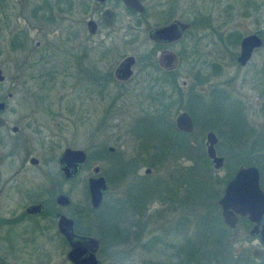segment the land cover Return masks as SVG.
Masks as SVG:
<instances>
[{
	"label": "rangeland",
	"instance_id": "1",
	"mask_svg": "<svg viewBox=\"0 0 264 264\" xmlns=\"http://www.w3.org/2000/svg\"><path fill=\"white\" fill-rule=\"evenodd\" d=\"M41 1L0 0V70L4 77L0 83V98L6 102L7 112L5 115L8 118L16 119L20 115L33 110L34 117L42 123L43 144L44 147L47 145L50 156L56 157L65 147L79 148L87 153V158L78 175L80 186L77 190L70 191L71 199L73 201L78 200L84 210L88 206L86 178L88 175L93 174V167L97 166L99 173L111 179L113 183L121 172L116 170L115 164L121 166L122 159L108 157L105 151L106 147H119L129 153L128 160H132L133 163L129 168L124 167L128 169L129 176L123 181L118 179V184H112L108 187V192L104 195L100 209L97 212L89 213L85 210L81 214L79 228H88V230L93 231H88L90 235L101 237V245L96 252L100 264H155L156 262V264H164L168 261L178 262L177 254L182 253L179 249L174 255L175 258L172 255L168 257L169 253L164 248H161L159 244L157 246L153 244L156 243L154 239H147L144 246H141L137 242L126 240L123 233L116 231L117 229H115L116 232L111 231L106 235L98 234L100 226H107V230L110 229V225L119 229L118 223L121 225L120 214L117 212L112 213L113 211L107 205L113 199L116 200L117 197H120L125 184L136 185L139 180H134V174L140 176L146 166H152L153 170L151 169V175L148 178L140 181L143 183L152 182L151 179L156 172L155 166L180 168L191 166L194 170V176L198 177L199 171L196 166L200 162L195 158L192 162L185 160L183 157L169 159L170 161L159 159V162H157L145 157H132L134 154L132 147L136 144L133 143V139H130L131 137L124 134H126V130L129 129L134 119L135 111L146 103L142 99L147 92V88L152 86L154 91H159L162 94L161 102L162 105L165 104L166 106L169 104V98L167 97L169 94L171 99H174L176 96L179 97L178 94L180 93L184 100V96L188 93L186 88L189 86L190 91L194 92L198 99L194 98L189 104L185 100L179 102L175 99V104L180 106L176 112L183 109L188 110L189 107L195 123L193 135L197 136L211 128H207L212 124H208L205 117V107L201 103L207 96L204 92H200L199 88L206 86V83L201 82V80L206 71H212L214 65L212 63H219L222 66V69L219 67L221 69L219 74L213 76V83L220 86L223 91L229 90L228 95L230 97L226 95V100L236 101L239 105V107L236 106L237 109H241L242 115L238 117L240 127L236 129L235 136L243 131L249 133V127L254 124H264V97L257 95L259 89L264 87V48L256 52L247 66L238 68L235 66V62L228 59L227 53L219 47V38H225L230 32H236L241 36L259 32L263 33L262 37H264V0H144L143 5L147 11L144 17L150 26L159 17V9L161 8L159 2H162L166 8L168 3H171L173 7L171 18H187L191 22V27L171 47L176 57V63L171 71L164 72L161 71L162 69L156 71L157 69L151 67L143 69L141 62L137 61L132 67V75L127 81L124 83L113 82L108 85L106 89L111 93L108 96L105 93L103 100L98 99V95L102 97L98 92L87 95L75 83L74 63L77 61L78 49L74 48L75 45L72 42L69 44L63 41L61 14L57 12L55 23L32 20L28 16L29 9ZM48 1L52 2V0ZM79 1V41L81 52H84V48L90 49V42L87 43L88 45L82 44L84 38L88 35L84 20L88 16L97 20L99 10L104 4H100L95 0ZM108 4L112 5L117 13L114 25L110 28L101 27L90 38L96 42L95 49L91 52L89 50L83 58L85 64H91L92 66L94 64L96 71L100 73L112 72L116 64L125 55L143 54L145 56L152 47V43L146 38V24L139 25L140 27H137L136 30L128 29L134 26L135 21L138 22V15L129 14L118 0H111ZM94 10L97 12L95 13ZM15 37L21 38L23 42L21 46L12 47V41ZM36 42L39 43L38 47L34 45ZM33 47L37 52L31 54L30 50ZM226 48L232 51L236 50V48H229L228 46ZM218 54L222 56L220 60L217 59ZM214 71L217 72V69H214ZM172 77H174V80L171 82ZM229 79L231 81H228ZM224 82L227 83L224 84ZM6 91H10L12 96L6 98ZM120 91L123 96L116 102L119 114L111 118L108 117V121L102 124L100 120L103 118L104 108L109 105L108 103H111L112 96ZM34 104H37L38 107H34ZM169 109L171 112L170 119L173 120L176 113L175 106L170 104ZM233 113L229 112V108L223 110L226 119L232 118ZM215 117L213 116V118ZM162 120L164 119H161V125L164 124ZM220 128L221 130L218 129V138H220V142L222 139V142L218 149L220 153L226 155V161L214 175L218 177L225 176L226 179L239 165H256V167H259L258 165L261 163L264 165L263 157L252 158L248 154L239 157L234 156L232 154V150H234L233 143L231 142L233 137L225 128ZM112 164H114V168ZM210 166L212 165L210 164ZM111 169H115L116 173H113ZM66 189L67 187H64V190ZM220 194L221 186H213L208 192V199H205L204 203L205 206L208 205L206 207L207 210H210L208 213L218 218V221L214 220V226L216 227L222 221L218 209L214 206L215 200L219 198ZM163 226L166 228L164 224ZM224 227L223 237H210V240H213V247L215 246L220 252L222 251V256L225 254L226 249L228 257L224 259L225 256L223 262L214 261L210 264H264V259H254L250 255L251 248L262 247V245L258 238L248 235V223H238L232 228L226 225ZM114 232L118 236L121 235L118 241L112 238ZM193 232L192 230L191 235L195 234ZM196 234L200 236L201 233L198 230ZM160 237V240L164 242L176 241L178 248L184 238L180 234L167 233L163 228ZM4 242L5 240H2V244ZM34 243L38 248L33 250L30 256L2 248V252H0L2 263L67 264L64 257L65 252L56 247L55 240L50 239L48 244H45V247L43 246L45 248L44 254L40 252L42 242L37 239ZM6 248H8L7 245ZM190 248L189 244L186 247L187 252ZM199 261V257H192L185 264H198Z\"/></svg>",
	"mask_w": 264,
	"mask_h": 264
},
{
	"label": "flooded vegetation",
	"instance_id": "2",
	"mask_svg": "<svg viewBox=\"0 0 264 264\" xmlns=\"http://www.w3.org/2000/svg\"><path fill=\"white\" fill-rule=\"evenodd\" d=\"M95 1L100 4L103 3L104 6L101 10H99L97 20L90 16L84 20L85 30L88 35H86L87 37L84 38L82 44L88 45L90 42V49L84 48V52H81V43L79 41V0H52V2L42 0L39 4L33 5L28 11V16L32 20H41L44 23H55L57 21V12L61 14L60 22L63 26V41L68 42L69 44L72 42L75 45L74 48L78 49L77 61L74 63V80L80 90L87 93V95L90 93L96 94L98 92L102 95V97L98 95V99L103 100L105 98L103 97L105 93L107 96L111 93L106 89L108 85L113 82L124 83L127 81L131 77L132 67L137 61L141 62V67L143 69L151 67L157 69L156 71L162 69L161 71L164 72H168L173 69L172 67L176 63V57L173 54L171 47L187 33L191 27V22L188 21L187 18H171L170 16L173 9L171 3H168L166 8L165 4L159 2V5L161 6L158 14L159 17L150 26L145 21L146 18L144 17L147 12L143 5L144 0H137L141 7L140 11L124 5L121 0L118 1L129 14L139 16L138 22L135 21L134 26L128 28L129 30H136L137 27H140L139 25L142 24L147 25L146 38L152 43V47L149 49L150 51L145 54V56H143V54H137L136 56L131 54L125 55L116 64L112 72L100 73L96 71L94 64L93 66L91 64H85V61L83 60L84 56H86L89 50L90 52L93 51L96 46V42L90 38L94 36L101 27H112L117 14L114 8H112V5L108 4L111 0ZM106 9L112 12L111 25H105L102 22V13ZM94 12L96 13L97 11L94 10ZM175 20L188 23V28L183 31L180 39L164 41L161 40L160 37L157 40L149 38L148 32L152 28L162 27ZM88 21H92L94 25L92 26V32L90 31L91 27L89 28L87 25ZM250 34H255L259 37L260 42L258 46L252 48L248 59L243 64H240L237 61V57L240 52V41L244 36L249 34L241 36L240 34H236V32H230L225 36V38H219V47L227 53L228 59L235 62V66L238 68L247 66V64L255 56L256 52L264 48V37H262L263 33L256 32ZM131 40L133 39L131 38ZM34 45L35 47H38L39 43L36 42ZM226 45L229 48H236V50H229L226 48ZM36 52L37 51L34 50V47L30 50L31 54ZM207 54L209 55V52ZM166 55L170 58L171 56L174 58V64L170 67L165 66L166 59L164 57ZM127 56L132 57V63L129 67L130 73L127 77L121 78L116 75L115 70ZM220 58H222V56L221 54H218L217 59L220 60ZM212 64H214L212 66V71H206L201 80V82L206 83V86L199 88V91L204 92L207 96L204 101H201V103L205 107V117L208 124H212L211 126H207V128H211H208L205 132L198 134L197 136L193 135L195 123L193 116L190 114L189 107V111L187 109H183L176 112L180 106L179 104H175V99L179 100V102L182 101V94L179 93V97L176 96L177 98L174 97V99H171V95L169 94L167 96L169 98L168 106L165 104L162 105V94L159 91H154L152 86L147 88V92L144 94V98L142 99L146 103L135 111L134 119L124 135L131 137L130 139H133V143L136 144L132 147L134 153L132 157H145L159 162L162 150L160 126L161 119L163 118L164 120H162V122L164 124L162 125H167L169 127V138L172 140L170 152L171 156L169 158L178 159V157H183L185 160L191 162L197 156L205 158L206 162L209 163V166L205 169L209 176L206 178V176L200 175V178L202 180L207 179L208 181H211L210 183H212L215 187L221 186V194L219 196L221 197L226 181L235 173L239 166L244 165L237 166V168H235V170L226 179L225 176L218 177L217 175H214V173L221 167L214 168L211 159L206 154V134L208 132H212L214 134V153L216 156L222 158L221 166H223L224 161H226V155L220 153L218 149L222 142V139L220 142V138H218V129L221 130L220 127L225 128L226 131L231 134V137H233L231 138V142L233 143L232 147L234 150H232V154L234 156L239 157L248 154L249 157L252 158H264V124H254L249 127V133L243 131L241 134L239 132V135L235 136L236 129H239L240 127V119L238 117L242 115L241 109H237L239 105H237L236 101L226 100V95L229 94V90L223 91L220 86L213 83V76L219 74V70L222 69V66L219 63ZM219 67H221V69ZM214 69H217V72L214 71ZM173 80L174 77H172L170 81L172 82ZM2 81H0V83ZM228 81H231V79ZM225 83L227 82H224V84ZM155 84H157V82H155ZM186 90L188 93L184 96V100L187 104L194 100V98L198 99V96L194 94V92L192 93L190 91L189 86ZM257 95L264 97V87L259 89ZM5 96L6 98H9L12 96V93L10 91H6ZM122 96L121 91L119 93L116 92L112 96L111 103H108L109 105L105 107L102 112L103 118L100 120L102 124L108 121V117L111 118L119 114V111L116 108V102H118ZM228 96L230 97V95ZM0 101L4 102L0 108V252H2V248L8 250L11 249L12 252L20 254L23 253L24 255L26 254L27 256H30L33 250H37L38 248L34 243L35 240L38 239L42 242L40 252L44 254L45 244H48V240L51 239L56 241V247L59 248V250H63L65 252V257L70 246L65 237L59 232V216L62 215L71 220V230L74 236H92L89 233L93 232L92 230H88V228H79L82 212L85 210L89 213L97 212L100 209L104 195L108 192V187L112 184H118V179H122L121 181H123L127 178L129 176L128 169L125 168L123 172L121 171L118 178L114 180V183L111 179H108L100 174L99 171L94 173L92 170L93 174L88 175L87 178L90 176L97 177L100 175L105 179L107 188L102 196L99 206L96 209H93L89 203L86 178V193L88 197L87 208L89 210L87 208L85 210L82 209L78 200L73 201L70 195L71 190H77L80 186L78 175L81 167L76 174L66 176L57 163V158L64 148L56 157L50 156L47 145H45V149L43 144L44 136L41 131L42 123L34 117L33 110L27 114L20 115L16 119L8 118L5 115L7 112L6 102L2 98H0ZM170 104L175 106L176 113L174 112L175 115L173 120L170 119ZM34 107H38V105L34 104ZM225 108H229L230 113L235 112L232 114V118L226 119L224 117L223 110ZM181 112H185L191 120L192 129L189 132H183L176 127L175 118ZM213 116H216L217 118H213ZM151 143L153 144L151 145ZM177 143H179V145H177ZM228 147L231 148L230 145H228ZM105 151L110 158L116 157L115 159H122L123 163H127L129 161V153L126 150H121L119 147L107 146ZM83 152L85 153V158H87V153L84 150ZM167 160L170 161L169 159ZM50 163L51 165L49 166ZM210 164L212 166H210ZM112 165L114 168V164ZM262 165L263 164L261 163L258 165L259 167H256V165L255 167L258 172L259 188L264 193V165ZM151 167L152 166L150 165L146 166L143 174H140V176H136L134 174V180H139V182H137L136 185L130 183V185L125 184L120 197H117L116 200L113 199V201L107 206L110 207L109 209H111V211H113L112 213L117 212L120 214L121 225L116 220L114 221L118 223L119 229H121L124 238L129 240V242L134 241L139 245L144 246L147 239H154L156 240V243L153 244L156 246L159 244V246L164 248L169 255H175L177 253V249H179L180 252H186V247L190 244L188 240L191 239L193 230V180L196 178L193 173L194 170L191 166H185L184 168L155 166L156 172L153 174L151 179L152 182H140L142 179L148 178L151 175ZM111 170L113 173H116V170L118 169ZM197 170H201V173H203L201 168H197ZM64 187H67V189L64 190ZM59 195L66 197V203L58 202L57 198ZM217 199L215 200L214 206L218 209L220 216ZM241 219H246V217L237 216V222L235 225H237ZM163 224L166 228H164V226L162 227ZM260 224H264V213L261 216ZM248 225L249 232L253 224L248 222ZM116 228L118 227L110 225L111 230L108 228V232L115 231ZM162 228L165 229L167 233H172L173 235L180 234V236L184 237L179 248L176 241L164 242L163 240H160ZM257 228L259 229L260 226ZM104 231L107 233V226H100V231L99 233L97 231V233L99 235H103ZM248 235L250 234L248 233ZM96 236L97 235H94L92 237L96 238L98 241L97 252L101 245V237L97 236L99 238L98 239ZM250 236L259 239L258 232L251 234ZM2 240H5L3 244ZM6 245L8 248H6ZM4 253L6 254L7 252L5 251ZM1 259L2 257L0 254V264H6L2 263ZM261 259H264V256ZM65 260L67 261L66 257ZM67 264L70 263L67 261Z\"/></svg>",
	"mask_w": 264,
	"mask_h": 264
},
{
	"label": "water",
	"instance_id": "3",
	"mask_svg": "<svg viewBox=\"0 0 264 264\" xmlns=\"http://www.w3.org/2000/svg\"><path fill=\"white\" fill-rule=\"evenodd\" d=\"M128 7L140 11L141 7L137 0H121ZM111 11L106 9L102 13V22L105 25H111ZM90 31H93L92 21L87 23ZM188 28V23L178 20L172 21L162 27L152 28L148 32V36L152 40L159 37L164 41L180 39L183 31ZM259 37L255 34L244 36L240 41V52L237 61L243 64L249 57L253 47L259 45ZM166 59V67L174 64V58L164 57ZM132 57L127 56L122 63L116 68L115 73L121 78H125L130 73V64ZM0 70V81L3 80ZM4 104L0 101V108ZM176 127L183 131L189 132L192 129V123L189 116L185 112L179 113L175 118ZM206 154L211 159L214 168H220L222 158L214 153L213 144L215 136L212 132L206 134ZM85 153L81 149L64 148L57 158V163L66 176L76 174L85 161ZM94 173L98 171L97 167L93 168ZM106 181L102 176L88 177L87 189L89 195V203L93 209H96L106 191ZM58 202L66 203L67 199L63 195H59ZM217 205L220 209V216L225 225L232 228L237 222V216L246 217V220L252 223L249 234L259 233V241L263 248L253 247L250 249V255L254 259H261L264 256V224H260L261 216L264 213V193L258 185V172L255 166H239L235 173L226 181L223 194L217 199ZM260 226L258 229L257 227ZM59 232L65 237L69 243V250L65 257L70 264H100L96 256L98 241L92 236H74L71 230V220L59 216L58 219Z\"/></svg>",
	"mask_w": 264,
	"mask_h": 264
},
{
	"label": "trees",
	"instance_id": "4",
	"mask_svg": "<svg viewBox=\"0 0 264 264\" xmlns=\"http://www.w3.org/2000/svg\"><path fill=\"white\" fill-rule=\"evenodd\" d=\"M22 43L23 42L20 37H15L12 41V47L21 46ZM160 130H161V147H162L160 159L162 161V159L163 160L171 159L169 158L171 156L170 155L171 151L169 150L171 149L172 140H170L169 138L170 130L167 125H164V126L161 125ZM177 145H179V143H177ZM195 159L199 160L200 162V164H198L196 168L199 167L203 170V173H201V170H200L198 172V178H194L193 180V221L192 222H193V231H194L193 233L195 234H193L191 239L188 240L191 246L189 252L183 251L182 252L183 254L181 253L182 255L180 253L177 254L179 258L178 262L175 261L176 262L175 263V262L168 261L167 264H177V263L182 264L183 262H184L183 264H185V263H188L187 261H189L190 258L192 257L200 258V261L198 264H210V263H213L214 261L223 262V260L227 259L228 257L226 249H225V254L222 256L221 255L222 251L220 252L215 246L213 247L212 245L213 240L212 241L210 240V237H216V238L223 237V232H224L225 227L222 221H221V224L218 225L217 227L214 226V223H215L214 220L216 219V221H218L217 220L218 218L214 215H210L208 213L210 212V210H207L206 208L208 205L205 206L204 204L205 199H208V192L212 189L213 185L212 183H210L211 181H208L207 179L202 180L200 178V175L206 176V178L207 176H209L205 170L209 166V163L206 162L205 158L203 157L200 158L199 156H197L195 157ZM132 163H133L132 160L128 161L127 163L121 162L122 165L119 166L118 164H115V168L123 172V170L125 169L124 167L129 168L132 165ZM244 222L246 224L248 223L246 219H241L239 221V224L244 223ZM116 229H117L116 231H121V229H118V228ZM198 230L201 233L200 236H197L196 234ZM115 232H114L115 236H112V238L115 241H118L121 238V235L118 236L117 234H115ZM107 233H108V230H107ZM104 234H106V231H104ZM170 256L171 255H169L168 257ZM172 257L175 258L174 255H172Z\"/></svg>",
	"mask_w": 264,
	"mask_h": 264
}]
</instances>
